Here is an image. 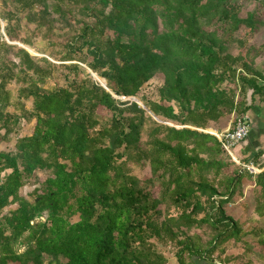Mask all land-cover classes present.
<instances>
[{
  "label": "trees",
  "instance_id": "obj_1",
  "mask_svg": "<svg viewBox=\"0 0 264 264\" xmlns=\"http://www.w3.org/2000/svg\"><path fill=\"white\" fill-rule=\"evenodd\" d=\"M239 13L231 0H0V143L21 119L35 121L14 151L0 150V264H169L168 244L177 264H235L229 242L255 251L253 236L264 247V230L246 231L227 208L248 179L264 218V170L242 171L205 131L248 115V90L264 102L258 55L230 52L242 26H260L254 12ZM56 30L66 40L51 56L74 77L46 87L55 65L9 42L33 47ZM157 74L151 101L142 90ZM38 172L49 175L22 195Z\"/></svg>",
  "mask_w": 264,
  "mask_h": 264
},
{
  "label": "rangeland",
  "instance_id": "obj_2",
  "mask_svg": "<svg viewBox=\"0 0 264 264\" xmlns=\"http://www.w3.org/2000/svg\"><path fill=\"white\" fill-rule=\"evenodd\" d=\"M231 3L237 5V8L239 9L240 12L239 13L240 17L246 18L248 13L254 12L256 14L257 21L260 22L259 24L260 26L258 27V31L256 32L251 31L247 27L242 26L240 30L235 34L236 42L230 44V52H232L233 55H240L241 53H244L246 57L248 55L252 57V55L257 54L258 57L256 58L257 62L255 61V64L258 69L264 71V1L231 0ZM0 22H1V28L4 29L6 22L1 20V18H0ZM22 24L25 25V20L22 21ZM34 26L35 25L28 26L27 33L31 35L34 32L35 29ZM58 29H60V27ZM212 29H214V26ZM217 29L219 33L222 34L223 32L222 26H218ZM64 33H65L64 30H58V31L56 30L55 34L50 39L42 38L41 34L37 35L36 37H32L33 47L23 45L20 42H9V43H13L14 45H19L20 47L27 49V51H29L32 55H35L37 58L45 57L49 62L55 65L53 76L51 80L48 81L49 83H47L46 87H54V86L65 87L70 83L71 81L70 79H73L74 77L72 73H69V69L65 68V66L63 65L64 62L56 61L55 57L51 56V54L58 55L59 57L61 56L62 50L60 45L66 40V35H64ZM53 42L58 43V45L55 44L53 45ZM257 51H259V53ZM10 57H12V55H10ZM81 67L86 68V71L91 73L90 69H88L86 66L81 65ZM162 82H163V75L162 74L155 75V77L147 85L144 86L142 90V93L145 95L144 97H147L151 101L158 100L157 93L159 87L162 85ZM18 87H19L18 84L14 82L11 83V85L9 86V88L12 89L14 92L17 91ZM237 90H238L237 99H241L243 97V93L241 91L240 83H238ZM251 93L252 90L247 91L246 94L247 98L251 97ZM115 98H118L119 100L126 99L117 96H115ZM137 98L142 107L147 106L144 100L141 99V97H137ZM26 104H27V108L31 107L30 103H26ZM101 114L103 115L102 117L105 119L110 117V113L105 109L101 110ZM34 124H35L34 120L30 122L21 119L19 123L16 125V129H17L16 133L11 134L9 140L0 143V150L14 151L15 138L19 136L30 135L33 131ZM205 131L207 133H211L215 135V133L209 132L207 131V129H205ZM242 151L244 150L242 149ZM235 158L231 160L236 162L237 167H240L242 171L247 169L246 165L253 161L252 160L253 155H251V153H243V155L240 157L241 159L238 157L235 160ZM239 160L241 164L238 163ZM263 162H264V156H262L260 160L253 161L252 163H254L255 169L257 168L258 170H261L262 168L261 164ZM134 173L138 174L142 178L150 175V169L149 167H144V168L135 167ZM253 173H257V171H253ZM48 175L49 172H38L36 178H33L31 181H29L28 184L22 189L21 194L27 195L36 186L37 187L40 186ZM242 187L244 190L243 197L242 198H240L239 196L235 197V199L231 202L230 206H227L228 213L234 218L238 219L246 231H251L252 229L264 230V218L259 217L254 212L255 197L257 191L254 188L253 182L248 179H244ZM30 200L32 201V199ZM15 207L16 205L10 206L5 209V212ZM76 220H78V216H75L72 219V221H76ZM199 233H204V230L199 229ZM205 239H207V236H205ZM257 241H258L257 238L253 236H249L247 238L248 244L252 245L255 248V251L252 250L250 252H246L245 251L246 248L243 247V244L241 243L233 244L232 242H229L228 244H226L227 255L241 256V258L235 261V264H241V263L264 264V247L260 246ZM163 248L166 251L165 252L166 256L169 258V264H177L175 260L176 248L171 244L165 245L163 246ZM202 264H209V263H202Z\"/></svg>",
  "mask_w": 264,
  "mask_h": 264
},
{
  "label": "crops",
  "instance_id": "obj_3",
  "mask_svg": "<svg viewBox=\"0 0 264 264\" xmlns=\"http://www.w3.org/2000/svg\"><path fill=\"white\" fill-rule=\"evenodd\" d=\"M247 99L248 105L252 106L248 113L252 129L249 137L241 143V145L236 147L238 151L237 153L240 157L243 153L257 152L260 149H264V102H262L259 98L251 100V97H249ZM232 120L233 114L231 113L222 117L217 123L213 124L211 129L216 132H221L231 125ZM247 147L250 148V152L247 151ZM242 149L244 151H242ZM262 170H264V168Z\"/></svg>",
  "mask_w": 264,
  "mask_h": 264
},
{
  "label": "built area",
  "instance_id": "obj_4",
  "mask_svg": "<svg viewBox=\"0 0 264 264\" xmlns=\"http://www.w3.org/2000/svg\"><path fill=\"white\" fill-rule=\"evenodd\" d=\"M232 114L233 120L231 125L221 132H216L215 136L217 137L225 151L233 159L235 157L238 158V156L235 154L236 147L241 145V143H243L250 135L251 121L246 114H238L237 112H233ZM238 163L241 164L240 160L238 161ZM254 166V163L250 162L246 165V168L252 173L253 171H257V173L262 171V169H255Z\"/></svg>",
  "mask_w": 264,
  "mask_h": 264
},
{
  "label": "water",
  "instance_id": "obj_5",
  "mask_svg": "<svg viewBox=\"0 0 264 264\" xmlns=\"http://www.w3.org/2000/svg\"><path fill=\"white\" fill-rule=\"evenodd\" d=\"M2 32H4V31H3V28H2ZM90 71H91L92 74H94V73L92 72V70H90ZM93 76H94V75H93ZM94 78H95V80H96V76H94ZM97 82H99L102 86H104L106 89H108L105 83H102L100 80H97ZM128 99L135 100V101H137V102L139 103V100H138L137 97H128ZM144 108H145L146 110H148V112L154 116V114L152 113V111H150V110H149L148 108H146L145 106H144ZM37 200H38V199H37Z\"/></svg>",
  "mask_w": 264,
  "mask_h": 264
}]
</instances>
